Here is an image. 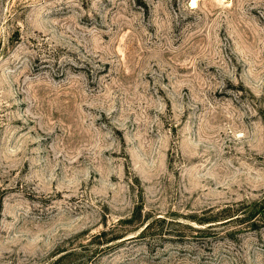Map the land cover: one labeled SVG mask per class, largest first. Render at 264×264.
Returning <instances> with one entry per match:
<instances>
[{
    "label": "rangeland",
    "instance_id": "1",
    "mask_svg": "<svg viewBox=\"0 0 264 264\" xmlns=\"http://www.w3.org/2000/svg\"><path fill=\"white\" fill-rule=\"evenodd\" d=\"M112 225L85 264H264V0H0V264Z\"/></svg>",
    "mask_w": 264,
    "mask_h": 264
},
{
    "label": "trees",
    "instance_id": "2",
    "mask_svg": "<svg viewBox=\"0 0 264 264\" xmlns=\"http://www.w3.org/2000/svg\"><path fill=\"white\" fill-rule=\"evenodd\" d=\"M141 208L142 207L140 205L135 206L134 209L132 210L131 215L127 219H121L120 221L130 222L134 219H138L139 213L141 212ZM230 216L231 215H228L225 218H228ZM164 219L165 218L163 217L161 220L164 221ZM229 219L231 218H228L227 220ZM150 225H151V221L148 220L144 222L142 228L138 233L139 235H133L130 236L129 238L145 235ZM157 229L160 230L161 228L159 227ZM127 231H128V227H126L125 225L117 229H115V225H112L111 227L99 229L98 231L91 233L90 235H87L85 241H82L78 244H72L66 247L64 245L58 246L54 252V254H58L57 257L53 261L44 262L43 264H85L86 257H84V255L85 256L87 255L89 257L92 256L95 258L102 252L112 247L109 245V243L106 242L124 236ZM103 243L106 244L103 245Z\"/></svg>",
    "mask_w": 264,
    "mask_h": 264
},
{
    "label": "bare ground",
    "instance_id": "3",
    "mask_svg": "<svg viewBox=\"0 0 264 264\" xmlns=\"http://www.w3.org/2000/svg\"><path fill=\"white\" fill-rule=\"evenodd\" d=\"M193 2V1H192Z\"/></svg>",
    "mask_w": 264,
    "mask_h": 264
}]
</instances>
